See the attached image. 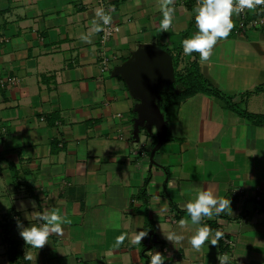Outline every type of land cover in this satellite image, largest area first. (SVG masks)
<instances>
[{"label":"crops","instance_id":"0c3cea01","mask_svg":"<svg viewBox=\"0 0 264 264\" xmlns=\"http://www.w3.org/2000/svg\"><path fill=\"white\" fill-rule=\"evenodd\" d=\"M160 3L0 0V82L17 81L0 84V223L9 215L14 223L7 232L0 226V264H9L11 242L25 264H147L154 246L168 250L165 264H218L224 252L230 264H264V26L230 31L207 60L187 58L215 93L170 108L167 140L152 162L158 130L134 135L139 99L114 70L144 46L176 52L196 30L197 0H171L166 31ZM97 8L119 26L103 47L92 26L100 23ZM102 52L112 58L107 71ZM202 186L230 205L203 221L224 235L196 250L188 243L196 225L178 221L189 219L183 205ZM44 207L60 209L67 223L36 249L20 237L16 218L36 223ZM140 230L148 235L135 242ZM170 231L184 240L167 241Z\"/></svg>","mask_w":264,"mask_h":264},{"label":"clouds","instance_id":"9594fccd","mask_svg":"<svg viewBox=\"0 0 264 264\" xmlns=\"http://www.w3.org/2000/svg\"><path fill=\"white\" fill-rule=\"evenodd\" d=\"M171 0H161L160 11L161 19L159 27L167 30L173 23L174 8L170 6ZM258 5H264V0H197V6L194 8V22L196 30L188 37L182 40L183 53L190 55L199 53V59L204 61L210 56L213 46L216 45L218 39L225 38L229 35L233 28V16L239 15L245 9H255ZM95 17L92 26L96 31L102 30V25L112 23L110 12H106L103 8L95 10ZM81 39L89 41L90 37L81 34ZM29 204L34 208L36 202L29 200ZM230 200L219 196L211 188L202 186L196 191L194 198L187 200L183 207L186 210L189 219L181 218L178 221L180 226L190 223L196 225L193 233L188 237V243L192 248L199 250L206 240H210L211 245H216L218 240L224 235L222 231L216 229L214 232L211 227L204 223L205 218L211 219L214 215H218L225 207H229ZM23 207V203H21ZM26 216V213H25ZM36 223L25 226L23 222L16 218V226L19 229V235L25 242L33 248L39 249L44 246L48 237L52 233L61 234L64 230L63 226L67 221L60 209L56 207H44L42 210L35 211ZM148 235V231L140 230L134 237L135 242H140L142 238ZM164 238L167 241H182L184 236L170 231ZM117 242H122L125 235L121 234L117 238ZM168 250L163 252L153 248L147 250V264H165L166 261L171 262V255H165ZM233 257L227 253H219L217 255L218 264H230Z\"/></svg>","mask_w":264,"mask_h":264},{"label":"water","instance_id":"95a60500","mask_svg":"<svg viewBox=\"0 0 264 264\" xmlns=\"http://www.w3.org/2000/svg\"><path fill=\"white\" fill-rule=\"evenodd\" d=\"M114 72L124 78L131 93L139 99L135 107L134 135L138 137L141 128L153 125L158 130L159 139L150 155L154 162L157 148L167 140L168 123L158 101L160 92L175 80L172 56L160 46H144Z\"/></svg>","mask_w":264,"mask_h":264},{"label":"trees","instance_id":"16d2710c","mask_svg":"<svg viewBox=\"0 0 264 264\" xmlns=\"http://www.w3.org/2000/svg\"><path fill=\"white\" fill-rule=\"evenodd\" d=\"M185 37H188L187 34L183 36L182 40ZM169 53L171 54L173 60L175 80L169 85L168 89H164L160 92V100L158 101V105L164 116H166L170 108L181 104L191 96L203 92L213 94L215 93L207 79L201 74L197 61L195 59L189 61L187 60V58L194 56L195 53L190 55L184 54L182 43L178 46L176 52L172 53L170 51ZM183 58H185L186 65L180 67ZM177 88L181 89L179 93H176L175 91ZM216 94L226 99L223 94L217 92ZM156 143L157 140L154 141V145ZM7 218L5 223H0V226L4 232H7L11 229V224L14 226L12 221L13 216L9 215ZM9 251V264H25L26 259L23 253L18 249V243L11 242Z\"/></svg>","mask_w":264,"mask_h":264},{"label":"built area","instance_id":"2783aa9c","mask_svg":"<svg viewBox=\"0 0 264 264\" xmlns=\"http://www.w3.org/2000/svg\"><path fill=\"white\" fill-rule=\"evenodd\" d=\"M238 2V1H236ZM250 11H254V16L252 19H249ZM264 26V5H258L255 9H245L242 13L238 15V25L233 26L231 32L234 34H239L244 32L247 28L250 27H262ZM119 32V26L117 24L111 23L109 25H102V30L100 33V45L103 47L107 41L112 39ZM112 58L107 55L105 52L101 53L100 56V65L102 71H107L109 64ZM13 84L16 81L15 77L8 78L5 81H1L0 84Z\"/></svg>","mask_w":264,"mask_h":264}]
</instances>
